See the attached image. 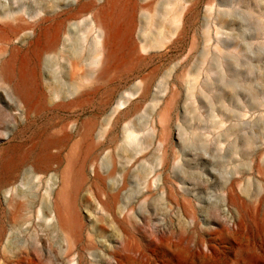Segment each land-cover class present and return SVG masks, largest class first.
<instances>
[{
  "label": "rangeland",
  "instance_id": "obj_1",
  "mask_svg": "<svg viewBox=\"0 0 264 264\" xmlns=\"http://www.w3.org/2000/svg\"><path fill=\"white\" fill-rule=\"evenodd\" d=\"M147 1L122 0L137 7L134 63L97 82L76 78L85 66L63 51L68 22L107 0H0L23 30L1 32L12 75L0 77V264H264V0ZM56 30L59 56L31 59L38 108L26 115L12 89L20 60ZM54 139L56 160L38 169Z\"/></svg>",
  "mask_w": 264,
  "mask_h": 264
},
{
  "label": "bare ground",
  "instance_id": "obj_2",
  "mask_svg": "<svg viewBox=\"0 0 264 264\" xmlns=\"http://www.w3.org/2000/svg\"><path fill=\"white\" fill-rule=\"evenodd\" d=\"M79 0H72L73 3H77ZM140 8L143 11H148L151 3L150 1L144 2ZM47 9V7H45ZM90 10V7L84 6L77 12V20L68 22L66 29V49L63 51V59L68 62V65L75 68L84 67L82 75L76 76L80 80H94L99 82L106 78L110 74H120L123 71L128 70L134 63L133 55L136 47L133 43V35L135 33L134 17L137 10L136 5L122 4V0H107V5L101 9L96 15H92L85 18V15ZM53 9L48 8L46 13H51ZM19 12H13L11 9L8 12L0 14L1 20L8 19L9 22H5L3 28H0V43L3 41L1 32L5 33L10 31L12 34H18L22 30L20 24L21 20L18 18ZM33 18V17H32ZM81 18V19H80ZM10 20H13L10 23ZM143 26H149L151 21L148 15L143 14L142 21ZM157 25V23H156ZM160 27V25H157ZM142 38L148 40L149 44L154 45L155 39L152 40L149 36L146 37L145 28H143ZM74 32L78 35L76 42H72L71 36ZM83 34L82 37L80 34ZM91 34L93 52L88 57L82 56L81 47H77L78 43L84 35ZM162 34V31L158 28V37ZM25 36V34H24ZM81 37V38H80ZM59 39V32L44 31L37 42L32 47V55L28 58L20 60V80L17 85L12 87L14 94L18 97L19 103L23 106L21 111L26 115H30L38 108V102L35 100L33 92L29 89V84L33 80L35 71L30 68V62L36 60L37 62L44 59V64L48 66L49 62L54 60L60 53L56 52ZM83 42V41H82ZM4 54L0 46V57ZM66 66L68 69L69 66ZM84 65V66H83ZM38 67V66H37ZM99 67V68H98ZM65 68V67H64ZM63 68V69H64ZM98 69V70H96ZM12 66L11 61L5 62L0 67V77L4 82L11 84ZM49 73H46L45 80L49 82L51 88V95L53 99L66 98V88L59 81L49 78ZM79 80V81H80ZM8 84V85H9ZM77 87L76 85L74 86ZM133 95L131 93H124L118 100V107L125 104L127 96ZM165 123V118L162 120ZM60 143L59 139L48 140L43 145L42 153L38 156L35 164L39 165L38 169L47 170L51 167V164L56 160L55 156L50 153V149ZM39 152V151H38ZM24 162V160H23ZM10 164L4 165L3 172L7 178H12L16 172L15 164L17 161L10 160ZM9 193V192H7ZM64 219L59 217L61 228H65L66 233V215Z\"/></svg>",
  "mask_w": 264,
  "mask_h": 264
},
{
  "label": "water",
  "instance_id": "obj_3",
  "mask_svg": "<svg viewBox=\"0 0 264 264\" xmlns=\"http://www.w3.org/2000/svg\"><path fill=\"white\" fill-rule=\"evenodd\" d=\"M182 51H184V49Z\"/></svg>",
  "mask_w": 264,
  "mask_h": 264
}]
</instances>
